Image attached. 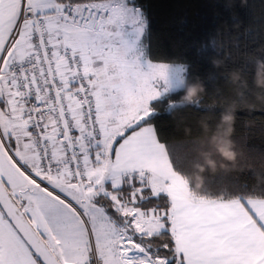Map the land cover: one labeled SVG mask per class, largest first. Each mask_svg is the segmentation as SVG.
Returning <instances> with one entry per match:
<instances>
[{"label":"snow or ice","instance_id":"obj_1","mask_svg":"<svg viewBox=\"0 0 264 264\" xmlns=\"http://www.w3.org/2000/svg\"><path fill=\"white\" fill-rule=\"evenodd\" d=\"M130 12L117 0H0V264H264V201L185 200L147 124L165 66L140 70L117 47ZM106 177L121 226L94 201ZM165 180L163 216L138 207ZM161 221L171 257L141 243Z\"/></svg>","mask_w":264,"mask_h":264},{"label":"trees","instance_id":"obj_2","mask_svg":"<svg viewBox=\"0 0 264 264\" xmlns=\"http://www.w3.org/2000/svg\"><path fill=\"white\" fill-rule=\"evenodd\" d=\"M86 3L90 0H58ZM146 21L151 62L187 65L184 86L153 99L147 124L193 197L264 198V0H132ZM199 85L191 100L188 87ZM232 153L230 157L228 153ZM127 191V184L124 186ZM138 207L164 214L167 194L144 186ZM96 202L116 216L109 199ZM160 256L172 247L164 230L141 241Z\"/></svg>","mask_w":264,"mask_h":264},{"label":"rangeland","instance_id":"obj_3","mask_svg":"<svg viewBox=\"0 0 264 264\" xmlns=\"http://www.w3.org/2000/svg\"><path fill=\"white\" fill-rule=\"evenodd\" d=\"M121 5L123 6L125 10H131V12L128 18L122 22L121 27L115 30L117 32L118 40H119L117 47H123L126 58L131 63L135 64L140 70L147 71L149 64L165 66L164 68L165 76L164 77L156 76L152 81L153 87L160 92V95L153 97L149 101V104H150V102L153 99L162 97L166 93L182 88L185 83V72L186 71H184L181 68L175 67V65L178 63L151 62L147 59L146 48L143 42V36L146 30V21L144 19V16L142 15L140 9H138L132 4V0H117V6L119 7ZM0 101H1L0 109H2L4 108V105H3L1 98H0ZM151 114H152V111H151ZM146 176H149V175L146 174ZM106 184L107 183H104V186ZM148 187H150V185ZM105 189H106V193L102 194L101 196L108 198L107 192H110L111 189L110 188L108 189L107 187ZM151 191L153 195H157V192H155L154 189H151ZM98 196H100V194H98L97 197ZM140 196L141 198H143L142 193L140 194ZM150 210H155V209H150ZM145 211H148V210H145ZM155 212L157 213V215L163 216V213L159 214L158 211L156 210ZM115 215L116 216H111V215L110 216L116 221L118 226H121L120 213L115 212ZM161 225H162L161 229L157 231L156 233H159L164 230V221H161ZM152 252H153V255H155L153 250Z\"/></svg>","mask_w":264,"mask_h":264},{"label":"crops","instance_id":"obj_4","mask_svg":"<svg viewBox=\"0 0 264 264\" xmlns=\"http://www.w3.org/2000/svg\"><path fill=\"white\" fill-rule=\"evenodd\" d=\"M1 100H2V98H1ZM1 102V101H0ZM1 104V103H0ZM152 128H153V130H154V127H153V125H151V124H149ZM154 133H155V130H154ZM155 137H156V134H155ZM156 141H157V143L160 145V150H161V152L164 154V155H166V157H167V160H168V162H169V164H170V167H171V169H172V171H173V173L176 175V176H178L179 178H181L184 182H185V192H184V197H185V200L187 201V202H194V201H199V200H206V201H215V202H225V203H230V202H233V201H239V202H241V203H247V202H249V201H255V202H261V201H264V198H252V197H247V198H243V199H239V198H235V199H230V200H220V199H204V198H196V197H193L191 194H190V192H189V188H188V185H187V183H186V181L179 175V174H177L174 170H173V168H172V166H171V163H170V161H169V158H168V155H167V152H166V149H165V146L162 144V143H160L159 141H158V139H157V137H156ZM146 174H148L149 175V177L152 175V173H151V170L149 169V170H147L146 171ZM104 183H107L105 186L109 189H112V180L110 179V177H106L105 178V181H104ZM171 183V181L170 180H165L164 182H163V186L161 187V189H160V191L158 192V193H160V192H164L165 194H167L168 196H169V198H170V201H171V205L173 204V200H172V196L170 195V193L167 191V188H166V186L168 185V184H170ZM105 187V188H106ZM157 193V194H158ZM100 195H102V194H100ZM63 198V197H62ZM96 198H97V196L96 197H94V201H95V203L99 206V207H102L103 208V206L102 205H100V204H98L97 202H96ZM75 206V205H74ZM104 209V208H103ZM104 212H105V214L107 215V216H109L110 218H112L108 213H107V211L104 209ZM113 219V218H112Z\"/></svg>","mask_w":264,"mask_h":264},{"label":"clouds","instance_id":"obj_5","mask_svg":"<svg viewBox=\"0 0 264 264\" xmlns=\"http://www.w3.org/2000/svg\"><path fill=\"white\" fill-rule=\"evenodd\" d=\"M175 67L181 68L184 71L187 70V65L185 64L178 63L175 65ZM260 71H261V74L264 75V67H262ZM199 91H200L199 85H196V84L190 85L188 87L187 94L183 97V100L191 101L198 94ZM228 155L231 157L232 153L229 152Z\"/></svg>","mask_w":264,"mask_h":264},{"label":"built area","instance_id":"obj_6","mask_svg":"<svg viewBox=\"0 0 264 264\" xmlns=\"http://www.w3.org/2000/svg\"><path fill=\"white\" fill-rule=\"evenodd\" d=\"M27 62V59L25 61H22V62H18V63H26ZM75 134V133H74ZM92 264H95V258H93L92 260Z\"/></svg>","mask_w":264,"mask_h":264}]
</instances>
